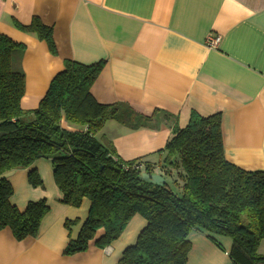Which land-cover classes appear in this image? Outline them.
Segmentation results:
<instances>
[{"label":"crops","instance_id":"crops-1","mask_svg":"<svg viewBox=\"0 0 264 264\" xmlns=\"http://www.w3.org/2000/svg\"><path fill=\"white\" fill-rule=\"evenodd\" d=\"M34 18L52 28L56 56L45 41L15 26ZM0 35L24 46L13 53L16 69L26 75L24 110L38 107L65 61L104 62L91 88L94 98L152 118L138 130L108 120L96 134L122 160L160 165L175 126L185 128L194 113L220 114L226 159L264 171V0H0ZM209 39H219L218 45L210 46ZM32 169L44 189L29 184V169L7 172L11 203L24 211L45 199L51 211L35 237L17 241L10 229L0 231V264H119L146 219L136 215L104 249L94 240L87 251L66 255L91 203L63 205L50 163L38 160ZM67 221L74 224L67 227ZM192 242L188 264H231L230 239L222 240L225 252L198 231Z\"/></svg>","mask_w":264,"mask_h":264},{"label":"trees","instance_id":"trees-1","mask_svg":"<svg viewBox=\"0 0 264 264\" xmlns=\"http://www.w3.org/2000/svg\"><path fill=\"white\" fill-rule=\"evenodd\" d=\"M15 26L35 34L57 55L53 30L39 18L29 25L15 21ZM22 49L0 35V231L10 229L17 241L39 234L51 211L47 201L30 202L20 211L11 203L14 188L4 175L29 169V184L43 188L32 166L47 160L63 205L79 208L84 200L91 203L88 218L66 255L87 251L94 240L98 248L110 246L140 215L147 226L119 264H188L196 231L224 252L222 240L230 239L231 264H264V255L258 253L264 240V171H247L226 159L220 114L194 113L185 128L175 126L161 151L165 154L162 164L126 162L111 143L98 141L96 134L108 120L138 130L148 127L152 118L94 98L91 88L104 62L65 61L38 107L28 111L22 108L26 75L16 69L13 58ZM174 172L179 179L171 189L166 178ZM144 173H158L166 183L146 181ZM73 224L66 222L67 227ZM100 230L104 233L98 236Z\"/></svg>","mask_w":264,"mask_h":264},{"label":"rangeland","instance_id":"rangeland-1","mask_svg":"<svg viewBox=\"0 0 264 264\" xmlns=\"http://www.w3.org/2000/svg\"><path fill=\"white\" fill-rule=\"evenodd\" d=\"M14 63H15V66L17 67L15 61H14ZM97 139H98V140H101L99 137H98ZM45 161H47V160H45ZM47 162H49V161H47ZM49 163H50V162H49ZM50 165H51V163H50ZM51 167H52V166H51ZM158 172L161 174L160 171H158ZM39 174H40V173H39ZM40 176H41V175H40ZM41 178H42V177H41ZM166 179H167L168 185L171 187V189H175L174 181L179 179V178H178V175H177V172H174V173H173V177H172V178L169 176V177H167ZM42 180H43V179H42ZM43 184H44V180H43ZM44 187H45V184H44V186H43L42 189H44ZM193 241H194V239H193ZM193 248H194V246H193V242H192V250H193ZM260 251H264V240H262L261 243H260L259 246H258V253H259V254H261ZM261 255H264V254H261Z\"/></svg>","mask_w":264,"mask_h":264},{"label":"water","instance_id":"water-1","mask_svg":"<svg viewBox=\"0 0 264 264\" xmlns=\"http://www.w3.org/2000/svg\"><path fill=\"white\" fill-rule=\"evenodd\" d=\"M143 178L146 180V181H151L153 182L154 184H157V185H161V184H165L166 183V179L159 175V174H146L144 173L143 174Z\"/></svg>","mask_w":264,"mask_h":264},{"label":"built area","instance_id":"built-area-1","mask_svg":"<svg viewBox=\"0 0 264 264\" xmlns=\"http://www.w3.org/2000/svg\"><path fill=\"white\" fill-rule=\"evenodd\" d=\"M219 43V39H209L208 44L212 47H216Z\"/></svg>","mask_w":264,"mask_h":264}]
</instances>
